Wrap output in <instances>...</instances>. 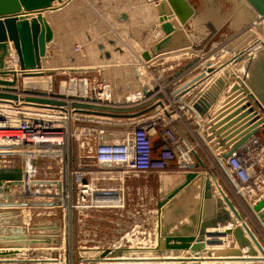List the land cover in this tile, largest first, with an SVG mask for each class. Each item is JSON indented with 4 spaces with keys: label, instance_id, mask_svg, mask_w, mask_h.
<instances>
[{
    "label": "crops",
    "instance_id": "crops-1",
    "mask_svg": "<svg viewBox=\"0 0 264 264\" xmlns=\"http://www.w3.org/2000/svg\"><path fill=\"white\" fill-rule=\"evenodd\" d=\"M108 3L111 6L110 8H112L111 10L115 22L119 24L120 22L121 24L124 23V26H122V28L125 29V33L129 29H132L130 31L132 34V38L136 44V48H134L133 46L132 49L131 44H128L125 47L116 46V48H113L114 42L113 40L109 39V46L104 45L101 42L98 43L97 52L93 50L92 46H89L88 43L84 42L85 44H82L83 52L77 53L75 51V45L79 44L78 39H80V37L82 38L79 30L71 27L68 28L63 24H58V11L62 10L66 6H62L58 9L53 10L55 13L52 17L48 15L50 11H46L45 15L54 30V39L48 47L47 58L42 61L43 69L45 70L46 74L42 77H27L22 79L21 81L19 80L18 87L20 88V90L25 88L40 90L47 93L58 92L56 88L54 89L53 84H59L63 88L67 83V80H65V78L67 79L68 77L73 75H83L90 77L94 76V73H96L97 76L101 77V75H105L113 70L119 71V76L115 75L114 77L115 82L120 84L122 81L130 82L128 83V88L125 89L126 91H124L126 92L124 95L121 93L122 95L120 97L113 98V100L120 99L121 101H124L126 98L125 95L127 93L148 82L145 77H142L141 71H147L151 69L150 74L151 72L153 73L155 71L159 76L160 74H163V76L168 80L166 81V84L171 86L170 89H174V92L179 86L178 83L181 82V85H183L192 81L191 79H194L196 76L200 75L203 68H206V66H209V64L211 63V66L215 68V73H207L205 78H202L194 83L196 85L195 88L196 90H199L201 87L203 88V86H207L208 84H210V82H212L218 76L224 77L226 79L225 88L214 103L216 110L220 109L223 106L224 100L227 97L228 89L234 82V78L232 77L231 73L235 70L237 72V69L234 68V64H226L227 60L230 58L228 57V55L233 56L234 52L239 53V51H245L247 45L252 40V33L251 35H248V40L244 45H242V48L239 46L240 48L238 47L233 48L232 50H226L225 47L233 41V39L229 38L230 35H226L227 40L221 39L219 43L216 41L206 48L201 40L197 37V35L190 33V31L186 27V30L188 31L189 36L193 41V47L191 49L166 53L157 57H153L151 61H145L142 58L143 52L148 50L152 44H154L164 36V32H162L159 28L158 15L155 16V14L152 12L154 9H156L155 1L108 0ZM55 5H57V3ZM145 9L147 12H145ZM123 14L127 15V19L122 18ZM84 31L85 29L82 30V32ZM224 40L226 41L223 42ZM233 43L234 42H232V44ZM100 44L104 45L103 49L99 48ZM9 49L10 56L7 57L8 68L18 70L16 59L15 62L11 59L12 57L16 58L15 50L11 41H9ZM108 52L110 53L109 58L106 57V53ZM132 52H134L136 61H131L133 59V57L131 56ZM128 55H130V58L128 57ZM197 56H199L201 60L198 66L188 72H185L177 79L174 78L173 82H169L170 78L175 75L178 70L183 68L188 62H190V60ZM214 56H218V59H216L215 63L212 62ZM126 57L129 58L127 61L125 59ZM222 57H225L226 59L223 61V59H221ZM8 61L10 62L8 63ZM240 61L241 63H239V66H243V68L246 67V75L244 74L245 76H243L244 80L252 89H255L261 94V82L257 81L256 78L253 77L252 73L250 74V70L248 71V63L252 60L250 59V57L244 58L243 56V59ZM130 69L133 71L135 76H139L140 74V77L134 78V85H131V81L128 80L130 77ZM160 77L159 80L161 81ZM0 78L11 80L12 75ZM71 87L70 89L67 88L68 91L66 94H69V96L75 95L76 93L75 91L70 92ZM0 88L2 89L3 87L1 86ZM18 93L22 94L21 92ZM158 93H163L164 95H166L161 90H159ZM156 94L157 92L155 93V95ZM188 95H190V92L187 93V96ZM67 100L69 102L71 101V99ZM0 107L6 108L8 113L14 117L22 113L31 111L45 112L46 114H49L51 116H59L60 114L57 110L35 108L29 106L13 107L11 105L0 104ZM67 112L68 115L67 119L65 120L68 123L67 127L70 131H73L75 128H78L79 126L85 124L101 128L104 130V133H99L86 139L78 136L71 139L68 145V150L65 154L66 156L63 155V157L61 158V161H64V163H62L64 166L63 169H65V175L60 179L57 178L55 180L65 182L66 185V172L72 167L76 168L80 165H86L90 161V159H87L83 153V145L85 142L91 143L93 147H95L96 143L98 144L101 142H120L126 137L127 134H129V132H131L135 128V126L139 122L142 121V119L150 115V113H147L146 115L144 114L138 117L112 118L88 113H77L70 107L68 108ZM111 120L120 121L124 123L125 127L119 126L118 129H114L113 126L110 125ZM179 125L182 132L187 137H190L191 139L194 138V136H192V134L187 130L186 126L182 122H180ZM200 148H202V151H197L202 161L206 164V167L198 166L197 169L196 166L191 168L177 167L169 168L163 172L154 171L148 174L135 175L131 173H121L120 166L101 164L98 165L96 169H94L95 172L93 174L87 173V177L92 181L97 194L108 198V203H106L102 207L90 209L85 213H77L73 211L69 214V224L66 228L68 229L67 246V233L65 234L63 207L25 206L0 208L1 214L9 215L0 219L1 222L7 223L0 226V233L4 231H16L20 228H23L25 230V233L29 237L28 240H32V238H38L39 240H41L37 244H29V246L27 247H16V241H8L7 243L0 242V246H6L0 247V250H17L19 251V253L14 255L16 256V258H23V256L30 257L31 254H29L28 252H33L35 256H40L45 259H49L51 258V256H55L59 259L58 262L48 261L45 264H66L68 260L67 256L69 257V264H86L77 260L79 256L83 255V251H93V254H95L97 251H100L103 248H138L136 247L137 245L143 246L140 248L155 249L159 245V243L163 247L164 239L159 237L160 225L161 227L171 225L170 227L172 231L174 230V228H177V224L189 222V216L195 211V206L202 205L203 184L206 178L205 174L208 169H210L214 173V175H216L218 184L235 203L237 210L241 214H243L249 227L254 232L261 245L264 247V228L258 222L257 218L255 217L256 215L253 213L250 206L245 201V198L239 193L235 192L231 184V180L228 178L223 168L219 166L216 158L210 152V147L205 143H202V146H200ZM248 148H252L253 150H256L258 152L264 151V127L259 130L258 134L255 137H253L246 143L243 150L249 152ZM214 152L215 154H219V150H214ZM12 157L14 156L6 158L0 156V168H16L21 166V160ZM195 163L196 165L198 164L197 160ZM192 171H198L200 174V177L198 178L199 180L194 183L192 189L185 190L183 192V195L178 198L176 202L168 204L160 212V210L158 209V204L165 198L162 195L164 174L169 172L188 173ZM258 174V181L261 184L264 183V169H262ZM33 180L34 182L32 187L35 188L34 192L38 191L37 194H39L40 196H36V193L34 192H28V195L25 196L23 195L25 186L14 187L11 188V199H9L8 201L19 203L24 200L29 202H48L52 200L53 197L47 198L48 192H46L48 188L47 183H49L48 186L51 185L50 181H47L45 179ZM212 185L214 186L215 196H219L220 193H218V191L216 190L215 183L213 181ZM53 188L54 191H58V185H55ZM251 194L253 197L251 199V202L254 205L264 196V189L261 192L253 193L252 191ZM0 198L2 197L0 196ZM2 200L5 201V199ZM5 211L9 212L4 213ZM230 227L233 228L234 224L229 223L224 227L209 228L208 231L224 232ZM0 236L3 235L0 234ZM216 239L222 240L224 244H220V246L219 244L210 245L209 240H212V238L206 237V247L212 250H222L229 247H237V243L234 240L232 234H228L226 238L217 237ZM245 250L246 249H244L243 252H245ZM186 252V250H183L177 258H181L186 254ZM178 263L179 262L157 261L122 263L105 261L98 262L96 264ZM186 264H264V262L243 260H215L199 262L187 261Z\"/></svg>",
    "mask_w": 264,
    "mask_h": 264
},
{
    "label": "water",
    "instance_id": "water-1",
    "mask_svg": "<svg viewBox=\"0 0 264 264\" xmlns=\"http://www.w3.org/2000/svg\"><path fill=\"white\" fill-rule=\"evenodd\" d=\"M155 1L156 13L159 19V28L164 36L143 52L142 58L151 61L153 57L191 49L193 41L186 30V24L193 30L205 47H209L225 35L229 34L254 16L264 18V0H150ZM57 3V5H55ZM66 2L63 0H0V77L12 75L11 80L0 78V104L13 107L29 106L43 109L58 110L62 113L68 108L77 113H88L107 116L112 118H131L144 115L145 113L160 106L165 107L166 97L163 93L154 92L160 90L156 86L153 90L144 91V95L150 98L141 104H110L103 102L96 96L82 97L77 95L66 96L60 92L47 93L40 90L22 89L18 87L19 80L27 77L45 76L42 61L47 58L48 47L54 39V30L48 21L45 12L55 10ZM127 19V15H122ZM9 41L12 42L17 57L18 70L9 69L7 57L10 56ZM100 44L99 48L103 49ZM227 50H232L234 45L229 43ZM244 51L235 53L226 64L238 62L245 57ZM258 61H250L248 68L250 74H254L257 81L262 84L261 94L252 89L249 84L232 71L233 84L229 87L223 106L216 110L215 101L222 93L226 85V79L222 76L215 78L207 86L196 90V83L205 78L207 73H213L215 68L207 65L204 71L172 92V97L178 93H191L189 102L183 101L196 115L203 118L204 134L210 142V152L219 150L216 156L217 162L223 166L222 159L229 158L234 152L244 148L246 143L255 137L259 130L264 127V52H261ZM110 57V53H106ZM197 56L190 60L183 68L178 70L170 80L180 77L185 72L192 70L200 63ZM15 62V61H14ZM241 62V61H240ZM223 68V67H221ZM220 70V69H219ZM253 71V72H252ZM215 73V72H214ZM227 73V72H226ZM225 73V74H226ZM204 80V79H203ZM21 92L22 94H19ZM262 95V96H261ZM50 96V97H48ZM67 97V98H66ZM67 99H71L69 102ZM198 162L196 165L206 167L199 154L194 151ZM211 176L205 178L202 193V205L195 206V211L189 216V222L177 224V228L171 231V225L161 227L159 237L164 239L163 247L154 248H120L108 247L100 251H83L77 258L79 262L96 264L98 262H179L186 264L187 261H215V260H243L264 261V247L249 227L243 214L235 203L218 184L220 196H215L212 180L216 182V175L210 171ZM23 169L21 167L0 168V208L44 206L56 207L67 205L60 195L55 200L48 202L22 201L14 203L8 201L11 188L23 186ZM68 177V172H66ZM66 177V179H67ZM198 171L188 173L164 174L162 195L165 197L159 202L160 212L165 206L176 202L185 190L192 189L198 181ZM48 184V183H47ZM58 191L63 186V191L68 189L65 182L56 181ZM216 184V183H215ZM57 191V192H58ZM25 196L28 191L24 190ZM2 199H5L2 200ZM256 215L258 222L264 228V196L250 207ZM263 211V212H262ZM5 211L4 213H8ZM7 214H1L0 219ZM234 224L224 232L208 231L209 228H218ZM3 223L0 220V226ZM174 225V224H172ZM66 246L68 245V229H66ZM0 242L16 241V247H27L29 244H37L41 240L29 237L23 228L16 231H4L0 233ZM232 234L237 247H229L222 250H212L206 247V237L212 238L209 244H224L217 237H226ZM160 242V241H159ZM6 247V246H0ZM6 249V248H5ZM245 250V252H243ZM186 250L181 258L178 255ZM17 250H0V264H44L45 258L35 256L16 258ZM55 261V260H51Z\"/></svg>",
    "mask_w": 264,
    "mask_h": 264
},
{
    "label": "built area",
    "instance_id": "built-area-1",
    "mask_svg": "<svg viewBox=\"0 0 264 264\" xmlns=\"http://www.w3.org/2000/svg\"><path fill=\"white\" fill-rule=\"evenodd\" d=\"M258 22L263 25L262 35L252 32L249 26L253 37L249 46L246 47L245 53L254 50L264 52V18L262 20L258 19ZM75 51L77 53L83 52L82 45H75ZM11 59L15 61L17 57H12ZM87 80V78L78 79L76 77L70 79L71 86L76 87L75 95L85 98L96 96L103 102L107 101L110 104H116L113 98H102L101 94L103 92L101 93V91L90 93L87 87L83 90L82 84L87 86ZM173 80L169 82H173ZM108 86V83L103 84V88ZM156 86L157 84H152L150 81L146 82L131 91L123 103L138 105L146 102L151 97L147 98L144 95V91L153 90ZM170 87L165 84L162 89V92L166 94L164 95L166 97L165 107L158 106L147 112L150 115L153 114V117L148 118L147 116L142 119L122 141L96 143L95 147L89 142L84 143L83 149L89 147L88 152L90 154L84 155L87 159H90L89 163L76 168L72 167L68 170V177L65 180L68 189L63 191L62 194H53L52 198V200H55L60 195L62 201L67 202L66 206L64 204L61 205L64 210L65 234L71 212L85 213L90 209L102 207L108 203V198L97 194L92 181L87 177V169L90 170L91 167L101 164H111L120 166L121 173L140 175L154 171L163 172L169 168H191L196 166L193 152L196 151L198 153V146H202V143H205L211 147L204 134L206 129L204 128L203 118L196 115L188 106L176 101L178 97H172ZM187 93H179V95L191 106L189 102L191 93L188 96ZM58 112L60 113L59 116H51L40 111H31L14 117L8 113L6 108L0 107V156L5 158L14 156L12 158L21 160V166L19 167L24 172L23 186L28 192H30L28 187H31L34 182L31 177L32 159L48 151H58L65 155L69 142L73 137L78 136L86 139L96 134L104 133L101 128L85 124L70 131L65 120L68 112ZM177 112H180L181 116ZM163 113L165 116H162ZM179 121L186 126L194 138L191 139L182 132ZM243 149L234 152L227 159H222L223 166L221 165V168L231 180L235 192L242 195L248 205L252 207V191L255 193L264 189V183L261 184L258 181L259 170L264 169V151L258 152L248 148L249 152H246ZM215 155L218 156V154ZM215 155L213 154L216 158ZM67 259L66 264H69L68 256ZM47 260L49 262H53L51 260L59 261L55 256H51ZM35 264L40 263L36 262Z\"/></svg>",
    "mask_w": 264,
    "mask_h": 264
},
{
    "label": "rangeland",
    "instance_id": "rangeland-1",
    "mask_svg": "<svg viewBox=\"0 0 264 264\" xmlns=\"http://www.w3.org/2000/svg\"><path fill=\"white\" fill-rule=\"evenodd\" d=\"M63 6H66V7L63 8L62 10L58 11V24H63L64 26H66L68 28L71 27V28H75V29L79 30L80 35H82V38L80 37V39H78L80 45H82L84 42H86V43H88L89 46H92V48H93V50H95V52H97V50H98L97 46H98L99 42L103 43L104 45L109 46L108 40L111 39L114 42L113 48H116V46L125 47L128 44L132 45V49H133V46H134V48H136L135 47L136 44L132 38V34L130 31L132 29H129L125 33V29L122 28V26H124V23L121 24V22H120V24H119V23L115 22L114 16H113L112 10H111L112 8H110L111 6L109 5L108 0H66V4ZM145 12H147L146 9H145ZM152 12L155 14V16L157 15L156 9H154ZM54 13L55 12L53 10H50V13H48V15L50 17H52V16H54ZM145 16H146V14H145ZM253 19H255V16L228 34V35H230L229 38L233 39L232 42H234L233 43L234 48H238L239 45H240V47H242V45H244L245 42H247L248 35L249 34L251 35L249 25L251 24V21ZM185 26L188 28L190 33L195 34L193 32V30L189 27L188 24H186ZM84 29H85V31L82 32V30H84ZM226 38L227 37L225 35L221 39H226ZM221 39H219L217 42L219 43V41H221ZM226 40H224L223 42H225ZM195 44H196V42H195ZM237 44H239V45H237ZM236 45H237V47H236ZM246 45H247V43H246ZM248 46H249V44L247 45V47ZM248 53H251V52H248ZM131 56L133 57V59L131 61H136L135 56H134V52H132ZM222 56H224V55H222ZM225 56H227V55H225ZM128 57L130 58V55H128ZM128 57L125 58L126 61L129 59ZM228 57L231 58L232 56L228 55ZM216 59H218V56H214L212 62L215 63ZM221 59H223V61H224L226 58L222 57ZM10 61H11V59H10ZM10 61H8V63ZM255 61H258L257 58L255 59ZM230 63L235 65V67H234L235 69H237V68L239 69V67H240L239 63H241V62L240 61H238V62H231L230 61ZM129 71H130V75H129L130 77L128 80L131 81V85H134V78L140 77V74H139V76H135V74L133 73V71L131 69ZM150 71H151V69H149L147 71H141L142 77H145V79L147 81H150L152 84L158 83L157 86H159L161 84V86H159V87L162 88L166 84V81H168L167 78L164 77L163 74H160V76H163V77H160L156 73V71L153 73L151 72V74H150ZM248 71H249V68H248ZM118 72L119 71L111 70L109 73H107L105 75H101V77L97 76V74L94 73V76H90V77L88 76L89 78L87 76H83V75H73V76L68 77L67 79L64 77L65 80H67V83L64 85L63 88L59 84H53V86H54V89L56 88V90L58 92L69 96V94H66V93L68 91L67 88L70 89V87H71L70 79L72 77H76L78 79H80V78L86 79V77H87V79H88L87 80V82H88L87 89L90 93L94 92V91L95 92L101 91V93L102 92H109L112 95V98H118L122 94L124 95L126 93L124 91H126L125 89L128 88V83H130L127 81H122L121 84L115 82L114 77H115V75L119 76ZM252 75L255 78L254 74H252ZM149 76H151V77H149ZM159 77H160L161 81L159 80ZM138 81H139V78H138ZM104 83H108L109 86L107 88H103ZM181 84H182L181 82L178 83L179 86ZM186 84H188V83H185V85ZM131 91H133V90H131ZM131 91L129 93H131ZM172 92H173V90H172ZM129 93H127L125 96L129 95ZM176 97H178L176 99V101H178L179 103H183V101H186L185 99H183L179 95V93L176 95ZM116 101H118V102H116V104H121L123 102L120 99H117ZM162 116H165V114L163 113ZM151 117H153V114L148 116V118H151ZM179 122H181V121H179ZM110 125L113 126L114 129H118L119 126L125 127L124 123H122L120 121H114V120L110 121ZM198 148L199 149H197V150L202 151V148H200V146H198ZM88 150H89V147H85L83 149L84 155L90 154L88 152ZM62 157H63V153H61V152L48 151L46 154L38 155L35 157V159L31 160V163H32L31 177H32V179H45L47 181H50V183H51L50 186H48L49 183L47 184V187H48L46 190V192H48L47 198H49V197L52 198L54 196L52 193L62 194V192H63V186L61 189H59L58 192L54 191V188H53L55 185H57L55 180L57 178L60 179L61 177H63L65 175V169H63L64 161H61ZM96 168H97V166L96 167L93 166V167H91L90 170L87 169V173L93 174L95 172L94 169H96ZM259 172H261V170H259ZM32 186L28 187V190L30 192H34L35 188H33ZM34 193H36L35 194L36 196H40L39 194H37L38 191H35ZM4 217H7V216L5 215ZM8 232H10V231H8ZM132 247H135V246H132ZM136 247L140 248L143 246L137 245Z\"/></svg>",
    "mask_w": 264,
    "mask_h": 264
},
{
    "label": "bare ground",
    "instance_id": "bare-ground-1",
    "mask_svg": "<svg viewBox=\"0 0 264 264\" xmlns=\"http://www.w3.org/2000/svg\"><path fill=\"white\" fill-rule=\"evenodd\" d=\"M64 2H66V0H63ZM262 18L263 17H260V16H256L255 17V19H253L252 21H251V24L249 25L250 27H251V31L252 32H257V33H259L260 35H262V30H263V25H261L262 23H260V22H258V19H261L262 20ZM247 28V27H246ZM248 31V30H247ZM250 38V37H249ZM237 45H239V44H237ZM237 45H236V47H237ZM240 46V45H239ZM240 48V47H239ZM242 48V47H241ZM260 51H258V50H254V51H252L251 53H249V56H248V54H246L245 55V57L244 58H248V57H250V59L251 60H254L255 61V59L257 58H259V56H260ZM244 62V61H243ZM236 73H240V76H241V74H242V78H244L243 76H245L246 75V67L245 68H243V66H240L239 67V69L237 68V72ZM245 74V75H244ZM82 86H83V90L84 89H86V85L85 84H82ZM159 86H161V84L159 85ZM164 88V86L162 87V88H160L161 90ZM174 90V89H173ZM76 92V87L75 86H72L71 87V90H70V92ZM101 96H102V98L104 97V99H105V97H107L106 99H112V95L109 93V92H103V94H101ZM113 101H115V102H118V101H116V100H113ZM180 112H177V114H179ZM180 116H181V114H179ZM256 143V142H255ZM260 146V145H259ZM259 150V149H258ZM247 152V151H246ZM194 153V152H193ZM194 158H195V156H194ZM196 159V158H195ZM189 162H190V160H189ZM196 169H197V167H196ZM207 169V168H206ZM205 170V169H204ZM199 171V170H198ZM210 169H208L207 171H206V177L207 176H209V177H212L211 176V173H210ZM204 176V175H203ZM213 181V180H212ZM214 183H216L215 184V187H216V190L218 191V193H220V191H219V188H218V180L216 179V182L215 181H213ZM195 187V186H194ZM215 194V193H214ZM221 195V194H220ZM219 195V196H220ZM226 228V227H225ZM226 230V229H225ZM226 238V237H225ZM209 239V238H208ZM220 239V238H219ZM224 240V239H223ZM222 241V240H221ZM228 244V243H227ZM216 245V244H215ZM214 245V246H215ZM218 246V245H217ZM219 246H220V244H219ZM222 247V246H221ZM54 248V247H53ZM246 261H248V260H246ZM264 262V261H263ZM122 263H124V262H122ZM125 263H127V262H125Z\"/></svg>",
    "mask_w": 264,
    "mask_h": 264
}]
</instances>
